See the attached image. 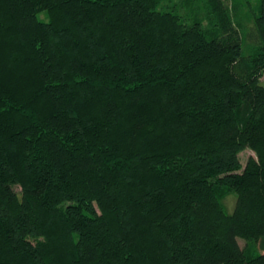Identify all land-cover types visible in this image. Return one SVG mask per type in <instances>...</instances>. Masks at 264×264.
<instances>
[{"label":"trees","instance_id":"1","mask_svg":"<svg viewBox=\"0 0 264 264\" xmlns=\"http://www.w3.org/2000/svg\"><path fill=\"white\" fill-rule=\"evenodd\" d=\"M263 77L264 0H0V264H264Z\"/></svg>","mask_w":264,"mask_h":264},{"label":"rangeland","instance_id":"2","mask_svg":"<svg viewBox=\"0 0 264 264\" xmlns=\"http://www.w3.org/2000/svg\"><path fill=\"white\" fill-rule=\"evenodd\" d=\"M42 17L44 18L45 15L43 14ZM262 82H264V77L262 79ZM251 156L255 157V154L252 151H250V150H246L240 155L241 162H242L243 166L246 165L248 159ZM18 191H19V189H18ZM236 202H237V196L235 194H231L230 196L227 197V199L225 200L224 204L226 206V210H227L228 214H232L234 212L235 207H236ZM239 243H240L241 247L245 246V242L244 241L239 240Z\"/></svg>","mask_w":264,"mask_h":264}]
</instances>
